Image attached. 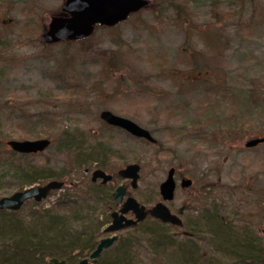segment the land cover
<instances>
[{"label":"rangeland","instance_id":"rangeland-1","mask_svg":"<svg viewBox=\"0 0 264 264\" xmlns=\"http://www.w3.org/2000/svg\"><path fill=\"white\" fill-rule=\"evenodd\" d=\"M61 5L0 0V174L19 158L11 156L9 140L46 138V150L23 154L59 176L34 185L65 183L38 203L42 208L64 198L79 172L88 170L84 185L98 168L113 177L103 185L111 195L124 185L148 209L162 201L159 185L173 168L177 186L165 204L188 228H158L148 217L121 230L99 260L148 241L145 233L153 230L184 252L181 264H257L244 251L211 246L209 235H193L190 227L201 216L209 227L206 218L216 214L221 220L212 227L223 237L222 221L231 222L246 228L242 238L264 244V143L245 147L264 136V0H150L147 8L113 27L98 26L86 39L43 45L42 22ZM103 110L146 129L155 143L107 125L99 117ZM128 164L140 167L135 188L118 175ZM185 178L192 183L183 188ZM0 180V198L23 189L10 173ZM27 203L16 217L23 219L34 202ZM113 204L108 215L119 208ZM110 221L108 216L99 239L112 235L104 232ZM144 244L134 249L130 264H165ZM7 245L0 241V262Z\"/></svg>","mask_w":264,"mask_h":264},{"label":"trees","instance_id":"trees-1","mask_svg":"<svg viewBox=\"0 0 264 264\" xmlns=\"http://www.w3.org/2000/svg\"><path fill=\"white\" fill-rule=\"evenodd\" d=\"M10 154L13 159L19 158L16 161L10 160L8 165L4 164L6 165L5 175L7 177V173H10L12 181H15L16 187L19 189L32 186L45 179L59 177L51 174L46 168L27 162L24 158L29 155L12 151ZM88 160L93 161V158H88ZM138 160L139 158H137ZM78 165L80 166V164ZM5 175L1 173L0 177L3 179ZM84 178V171L79 172V181L70 182L69 186L65 187L64 198L56 200L52 206L47 208L33 203L27 208V213L22 214L23 219L16 217L18 211H0V241L8 242V245L2 250L4 255L6 254V258L0 264H48L46 259L50 258L64 260L65 264H75L77 257L94 250L99 239L97 233L107 223L109 216L107 209L112 204V197L110 191L106 190V186L86 181L82 185ZM27 204L25 203L23 207L25 208ZM204 219L205 217L201 216V223L190 227V231H194L193 235H209L212 239L211 246L217 244L218 247L227 246V250L244 251L247 253L246 257L252 262L263 263L264 244H257L251 242L250 239L242 238L246 234L245 227L237 229L235 224L222 221L227 230V237H223L221 231L212 227L214 222L218 219L221 220L216 214L206 218V223L210 224L209 227L203 226ZM151 222L158 228L164 226L157 220H151ZM183 226L188 228L187 222L185 224L183 222ZM145 234L149 237L148 241L143 239L144 241L133 242L121 255L119 253L103 263V260H98L95 264H130L131 259L135 256L134 249L144 243H147L152 253H161L163 257H158L165 260V264L182 263L181 260L184 257L181 259V254L184 252L170 247L171 245L167 244L169 242L162 233L157 232L156 234L151 230ZM225 238L229 240L226 242ZM169 250L176 252L165 253ZM232 253L229 256H232ZM240 262L236 261L237 264Z\"/></svg>","mask_w":264,"mask_h":264},{"label":"water","instance_id":"water-1","mask_svg":"<svg viewBox=\"0 0 264 264\" xmlns=\"http://www.w3.org/2000/svg\"><path fill=\"white\" fill-rule=\"evenodd\" d=\"M60 11L51 17L47 27L40 34V41L43 45L56 44L60 42L79 41L90 37L95 26L113 27L125 21L130 15L137 13L148 7V0H62ZM100 119L107 125L124 130L128 134L144 139L154 144L155 139L146 129L140 127L133 121L117 116L110 111L103 110L99 115ZM264 142V138L248 140L245 147H253ZM10 149L18 154H37L46 150L50 141L46 138L37 140H9L6 143ZM140 167L138 164H128L118 171V175L123 179L130 180V186L135 188L139 178ZM88 170H85L87 173ZM112 175L101 169L91 171L90 181L105 185L110 182ZM192 181L188 178L181 180V186L189 187ZM65 185L64 181L49 180L43 185H32L22 190L15 191L9 196L0 198V211H19L28 201L40 203L52 192L61 190ZM126 186H118L112 193V198L116 205H120L119 211L110 214L111 222L104 229L105 233H112L111 236L101 238L94 250L87 256L79 260L76 264H94L102 254L109 250L120 238L119 231L133 227L139 222L151 217L163 224L182 227V220L171 213L165 202H169L174 197L176 181L174 180V169L170 168L165 180L159 185V194L162 201L157 202L151 208H146L136 199L126 195ZM125 198V199H124ZM128 213L132 218L126 217ZM51 264H65L64 260L50 258Z\"/></svg>","mask_w":264,"mask_h":264},{"label":"flooded vegetation","instance_id":"flooded-vegetation-1","mask_svg":"<svg viewBox=\"0 0 264 264\" xmlns=\"http://www.w3.org/2000/svg\"><path fill=\"white\" fill-rule=\"evenodd\" d=\"M62 1V0H61ZM149 1V4H150V0H148ZM62 4H63V1H62ZM149 4H148V6H149ZM62 6V5H61ZM61 8V7H60ZM60 11V9L57 11V12H54V13H52L47 19H45V23H44V21L42 22V30L45 28V27H47V25H48V23H49V21L51 20V17L53 16V15H55V14H57L58 12ZM117 25V24H116ZM115 26V25H114ZM98 27V25L97 26H95V28H94V31H95V29ZM94 33V32H93ZM256 138H264V136L263 137H259V136H255V138L254 139H256ZM264 142H261V143H258L257 145H255V146H253V147H249V148H247V149H250V148H255V147H257V146H259V145H261V144H263ZM174 176H175V171H174ZM113 178V177H112ZM112 180V179H111ZM98 181V180H97ZM96 181V182H97ZM176 181V180H175ZM95 182V183H96ZM176 186H177V183H176ZM128 195H127V190H126V195H125V198L127 197ZM113 202H114V200H113ZM112 205V204H111ZM114 206H118L119 208H117V209H115V210H113V211H119V209H120V205H116L115 204V202H114V204H113ZM111 207L112 206H109V208L111 209ZM113 211H111V212H113ZM111 214V213H110ZM129 214V213H128ZM127 214V215H128Z\"/></svg>","mask_w":264,"mask_h":264}]
</instances>
